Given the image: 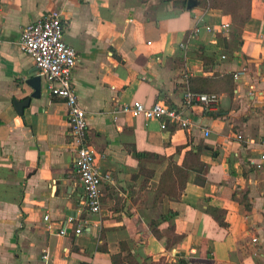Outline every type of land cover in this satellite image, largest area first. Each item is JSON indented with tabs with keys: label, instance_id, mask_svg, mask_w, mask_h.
Masks as SVG:
<instances>
[{
	"label": "crops",
	"instance_id": "crops-1",
	"mask_svg": "<svg viewBox=\"0 0 264 264\" xmlns=\"http://www.w3.org/2000/svg\"><path fill=\"white\" fill-rule=\"evenodd\" d=\"M189 1L0 0V264H264V0ZM232 10L249 16L237 23ZM56 11L78 54L72 79L87 141L109 176L100 217L84 207L66 104L43 79L23 116L15 107L39 76L22 30ZM198 21L213 32L191 37ZM192 82L220 102L191 109L190 130L122 110L136 101L181 109ZM200 145L204 166L182 197H158L170 163ZM71 217L96 226L77 235Z\"/></svg>",
	"mask_w": 264,
	"mask_h": 264
},
{
	"label": "built area",
	"instance_id": "built-area-1",
	"mask_svg": "<svg viewBox=\"0 0 264 264\" xmlns=\"http://www.w3.org/2000/svg\"><path fill=\"white\" fill-rule=\"evenodd\" d=\"M3 17V9L0 5V25ZM223 32H229L230 24L222 26ZM213 32L210 26H204L198 21L192 31L191 37H197L202 32ZM3 43V33L0 26V50ZM21 50L30 56L38 69L39 76L46 80L50 95L55 99L62 100L68 111V122L71 128L73 143L76 146L77 173L84 186L85 200L84 207L90 215L100 217L102 214L101 185L104 178L97 168V155L95 150L88 144V122L85 110L79 103L78 96L73 88V71L78 64V54L75 48L65 41V18L62 12L56 11L48 16L27 25L22 30ZM180 48L187 50L184 43ZM225 59V57H223ZM235 76V79H238ZM220 97L214 93H195L189 84L186 85L184 93L183 108L170 107L163 101L147 107L141 102H134L125 105L122 110L133 117H141L146 122L158 121L162 130H167L170 125H177L181 129L190 130L192 121L189 111L195 107H202L210 110L218 106ZM209 132L205 133L208 137ZM262 163L257 166L261 168L264 163V154L261 157ZM48 221V217L45 218ZM66 225L75 227V234L80 235L86 227L96 226L89 219L76 220L68 219ZM61 234H66V227ZM254 242L257 240L254 239Z\"/></svg>",
	"mask_w": 264,
	"mask_h": 264
},
{
	"label": "trees",
	"instance_id": "trees-1",
	"mask_svg": "<svg viewBox=\"0 0 264 264\" xmlns=\"http://www.w3.org/2000/svg\"><path fill=\"white\" fill-rule=\"evenodd\" d=\"M225 1L227 0H205V2L202 3V5H204L206 8H217V7H222L223 2ZM246 1L248 0L244 1L247 4ZM185 4H186V0H184L183 2V7L186 6ZM240 13H244L245 15L249 16L248 11L246 10L240 11ZM231 14L233 16L234 21L238 23L239 19H238L237 11L232 10ZM230 80H232V76L227 77V81L230 82ZM194 82L197 84V86H200V85L210 86V81L207 79H196ZM194 82H192L193 87L191 88L193 92L213 93L207 88L205 89L195 88ZM203 148L204 147L200 145L196 147V149H198L197 153H194L193 150L187 152L186 161L181 166L174 164V163H170L167 171L161 178V188L159 189L158 197L164 194L166 196H169L175 199H180L182 197L183 191L185 190V187L188 182L189 173L192 170L199 171L204 166L203 162L201 161V153H202ZM178 151H181V149H179ZM142 156H143L142 154H139V157H142ZM144 157H146V155ZM223 225L226 226V224L224 223Z\"/></svg>",
	"mask_w": 264,
	"mask_h": 264
},
{
	"label": "water",
	"instance_id": "water-1",
	"mask_svg": "<svg viewBox=\"0 0 264 264\" xmlns=\"http://www.w3.org/2000/svg\"><path fill=\"white\" fill-rule=\"evenodd\" d=\"M193 4H194V2L192 0H190L188 3V7L191 8V6ZM36 71L37 70H35V72ZM27 84L30 87H32V89L34 90V94L31 97L27 98L23 102H16L15 103V107H16L19 115H21V116L24 115V111L27 107H29L32 99H39L41 97L42 87H43V79L40 76H34L30 80L27 81Z\"/></svg>",
	"mask_w": 264,
	"mask_h": 264
},
{
	"label": "rangeland",
	"instance_id": "rangeland-1",
	"mask_svg": "<svg viewBox=\"0 0 264 264\" xmlns=\"http://www.w3.org/2000/svg\"><path fill=\"white\" fill-rule=\"evenodd\" d=\"M243 3H245V2L243 1ZM245 4H246V3H245ZM245 4H244V5H245Z\"/></svg>",
	"mask_w": 264,
	"mask_h": 264
}]
</instances>
